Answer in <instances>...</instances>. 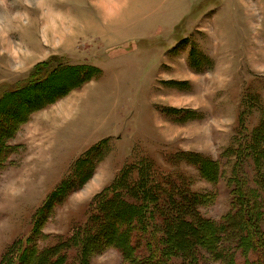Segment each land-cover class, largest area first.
I'll use <instances>...</instances> for the list:
<instances>
[{
  "label": "rangeland",
  "instance_id": "rangeland-1",
  "mask_svg": "<svg viewBox=\"0 0 264 264\" xmlns=\"http://www.w3.org/2000/svg\"><path fill=\"white\" fill-rule=\"evenodd\" d=\"M3 151L0 260L37 226L21 264H52L33 245L57 243L58 264L83 248L142 264L152 246L242 264L250 234L264 250V0H0Z\"/></svg>",
  "mask_w": 264,
  "mask_h": 264
},
{
  "label": "trees",
  "instance_id": "trees-1",
  "mask_svg": "<svg viewBox=\"0 0 264 264\" xmlns=\"http://www.w3.org/2000/svg\"><path fill=\"white\" fill-rule=\"evenodd\" d=\"M52 61H53V63H51V64L43 65L42 68H41V70H39V72H36L37 69H34L33 71H31L29 73V77H28L27 82H25V84H24L25 86H22V87L19 86L18 88H16L14 94L15 93H18V92L24 91L26 89V85L29 84V81H30V78L31 77H32V79H31L32 82L34 80L40 78V77H43V78L45 77L42 80V82H40V83H44L43 82L44 80H46V81L52 80V78H54V74H55V71H56L55 69H58L60 67V65L62 63H64V62H62V60H59V58H54ZM91 68L97 69L99 71V68H95V67H91ZM69 69H73L72 71H74V69H78V68L77 67H69ZM98 71H96V72H98ZM48 78H50V79H48ZM30 86L32 87V84ZM241 114H243V113H241ZM244 121H246L245 118L244 119L243 118L240 119L239 126H242L241 129L242 130H245L247 132L246 134H252V135H254L257 129L256 128H253V129L250 128L251 131H249V129L247 128V125L248 124L245 125L246 122L244 123ZM243 126H245L244 129H243ZM235 144H237V139H236V141L234 140V145ZM6 159H7L6 158V154L3 151L2 158L0 157V164L2 163V167H1L2 169L4 167H7L8 166V163H11L10 160L9 161H6ZM3 160H5V162H3ZM148 162H150V161H148ZM218 168H219V166H218ZM137 180H138L137 182H139V183H141V185H143L142 184V181H141L142 179H137ZM141 185H138V186H141ZM49 199H50V197L48 198V201H49ZM44 207H43V209H44ZM134 207L136 209H138L140 206H137L134 203ZM139 209H141V208H139ZM243 209H244V212L245 213H248V211H249V214H251L250 212H253V210L250 209L249 205H247L246 208H243ZM249 214H246L247 217L245 216L246 217V221H248L250 219ZM135 216L138 219H140V215L139 214H136ZM90 218L84 222L85 224L82 223V224L76 225L74 227V230L72 231L73 236L71 238L67 239V241L66 240H62V242H65L66 241V243H67V242H70V241H76V238L80 234H84V231L86 233L88 231V229L91 228L90 223H91L92 219H95V221H96L95 215H93V216L91 215ZM138 222H139V224H138ZM138 222H136L135 224L139 227V225H141V222L140 221H138ZM180 226L183 227L184 225L180 224ZM255 230H256L255 225H253L252 227L248 225V228L245 230V233H249V232L251 233L253 231L256 233ZM37 231H38L37 226L36 227L34 226L33 227V230H32V232H31V234H30L29 237H27L26 239H23V238L22 239H18L17 241L13 242V244L9 248H7V250L3 254V256H2V258L0 260L1 261L0 264H21L22 259L25 257L26 252H27V250H28V248L30 246V243H32L34 240L36 241V239H35L36 235L35 234H37ZM148 231L149 230H148V227H147V233L149 234L150 231L149 232ZM214 231H215V229H214ZM150 234H151V232H150ZM150 234H149V236H150ZM58 238H64V237L59 236ZM151 238H152V234H151ZM249 238L251 239L252 243H249L248 247H252L254 245V248L252 247L253 249L250 248L251 250L250 251H247V254L248 255H247V257L245 259H242L243 260L242 264H264V261H261V258L264 257V250L260 246L261 245V240L258 237L255 238V234L253 235V233L250 234ZM256 241H258L260 243L259 247H258V245H255ZM218 244L219 243L217 242V246L215 247V250H217V248H219L221 246V244L219 246H218ZM63 245H64V243H57L54 246H49V247H47L46 249L43 250L42 248L38 247L35 244V245H33V249L36 250V251H34V252H36L35 253V255H36L35 257L37 258V257L44 256L45 258H47V255L46 254H50L49 257H48V259L52 261V264H58V261H61L62 259H66V257L69 255V254L66 253V251H62L63 258H61V260L59 259L60 258L59 257L60 256L59 251L61 249H63V248H61ZM151 246H152V240L151 241H148V243H147L148 249H149V247L151 248ZM159 247L160 246H155V247L152 246V248H153L152 250L153 251L147 257H144L142 259V264H167L165 262V259H164V256H165V248H163V247H160L159 248ZM156 251H160V252L157 253ZM52 253H54V254H52ZM84 253H85L84 248L83 249H79L78 254L76 255V257H73V258H70L69 257V261L63 262V264H69V263L70 264H74V260L77 259V258H78V260L80 258L78 264H84V262H83ZM140 258H142V257H140ZM54 259H56V260H54ZM219 260L221 261V258ZM23 264H27V263L24 262ZM47 264H50V263H47ZM234 264H239V263H238V261H235Z\"/></svg>",
  "mask_w": 264,
  "mask_h": 264
},
{
  "label": "bare ground",
  "instance_id": "bare-ground-1",
  "mask_svg": "<svg viewBox=\"0 0 264 264\" xmlns=\"http://www.w3.org/2000/svg\"><path fill=\"white\" fill-rule=\"evenodd\" d=\"M101 6H102V8H103V7L105 8L106 5H104L103 2H102V3H101ZM106 7H107V6H106ZM112 7H113V5H112ZM104 8H103V9H104ZM103 9H102V10H103ZM104 12H105V9H104ZM107 15H108V14H107Z\"/></svg>",
  "mask_w": 264,
  "mask_h": 264
}]
</instances>
